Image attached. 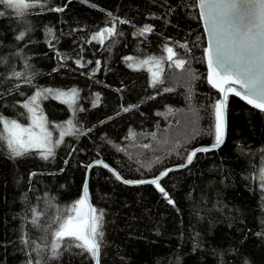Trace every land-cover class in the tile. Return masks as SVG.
Returning a JSON list of instances; mask_svg holds the SVG:
<instances>
[{
  "label": "trees",
  "instance_id": "obj_1",
  "mask_svg": "<svg viewBox=\"0 0 264 264\" xmlns=\"http://www.w3.org/2000/svg\"><path fill=\"white\" fill-rule=\"evenodd\" d=\"M55 7L64 10H48ZM0 13V115L29 123L22 104L37 88L79 94L71 108L41 98L53 140L61 131L55 122L76 125L53 157L33 150L12 158L0 146V264H94L68 239L56 256L51 244L98 158L113 169L94 163L87 180L88 201L103 212L99 264H264V112L228 96L223 143L181 167L189 152L214 143L213 105L221 98L206 79L194 0H50L22 16L4 5ZM113 23L115 35L92 39ZM145 25L152 31L139 35ZM165 46L188 62L183 70L168 67ZM149 57L163 60L156 87L138 63ZM170 167L159 181L168 198L155 185L123 183Z\"/></svg>",
  "mask_w": 264,
  "mask_h": 264
},
{
  "label": "snow or ice",
  "instance_id": "obj_2",
  "mask_svg": "<svg viewBox=\"0 0 264 264\" xmlns=\"http://www.w3.org/2000/svg\"><path fill=\"white\" fill-rule=\"evenodd\" d=\"M50 0H0V5L15 10L18 16L24 15L32 8H47ZM194 7L199 10V19L203 21L204 31L207 34V47L204 48V59L207 63L208 83L218 89L221 98L213 105L214 116V137L215 141L211 148L219 147L224 141L226 129V101L229 94H234L247 104L264 112V0H194ZM50 11H63L62 7L48 8ZM3 15V13H0ZM111 15V14H109ZM120 23H128L121 20ZM116 25L113 23L110 27H105L92 37L93 40L99 37L102 44L104 39L116 34ZM51 33V29L48 30ZM152 28L145 25L139 29L138 34L144 35L151 32ZM107 33V37H105ZM24 32H21L17 39H23ZM181 48H187L186 44L180 45ZM168 53L167 61L169 68L183 70L188 63L184 59L176 58L177 53L172 47L165 46ZM131 60L132 57H125ZM76 63L79 65L80 61ZM99 65V61L96 62ZM154 64L155 69L149 68L151 74V86L156 87L163 84L164 66L163 60L155 57H149L140 61L141 65ZM82 66V65H81ZM130 68L137 70L134 65L129 64ZM14 77H21V72L14 71ZM193 78H197L193 73ZM32 76L25 77V82L32 83ZM238 85L239 88L233 87ZM171 88H165L164 91H172ZM78 90L75 88L69 90L44 88L35 91L22 104V107L29 115L30 123L25 126L16 119H9L0 115V146L6 145L12 158L22 157L33 150H39L42 159H49L55 155L54 149L58 147L66 135L75 134L76 125L73 120H68L66 126L61 128L60 138L53 140L52 132L48 130L47 120L39 108V100L52 96L55 99L67 103L73 107L78 98ZM99 103V94L93 102V107ZM130 107H135L130 106ZM129 108H124L128 111ZM131 134V133H130ZM154 135V134H153ZM148 147V145H144ZM210 148H198L187 154V162L191 163L197 152H207ZM95 164H101V161H95ZM93 165H87L91 168ZM108 168L107 164L103 165ZM184 165H181L183 167ZM112 171V169H109ZM168 171H171L169 169ZM117 180L122 177L118 173H113ZM167 172H161L151 180L130 181L123 180L125 184L131 183H149L155 185L165 198L168 193L161 187L159 181ZM259 179L264 187V168L260 169ZM87 181L83 187V195L75 201L74 205L66 210L63 217L56 221L58 227L52 233V255L56 256L57 249L61 242L68 239L74 243L76 248L82 249L88 253L99 264L98 257L100 253L99 238L103 236L102 217L103 212H97L88 202ZM168 203H173L168 199ZM74 213V215H73ZM39 214L33 209V223H37ZM31 264V262H30ZM36 264H40L39 261Z\"/></svg>",
  "mask_w": 264,
  "mask_h": 264
},
{
  "label": "water",
  "instance_id": "obj_3",
  "mask_svg": "<svg viewBox=\"0 0 264 264\" xmlns=\"http://www.w3.org/2000/svg\"><path fill=\"white\" fill-rule=\"evenodd\" d=\"M197 11H198V15H199V10H198V8H197ZM200 22H201V26H202V28H203V32H204V36H205V47H207V34L205 33V31H204V25H203V21H201L200 20ZM204 47V48H205ZM203 57H204V52H203ZM204 62H205V67H206V79H207V75H208V68H207V63H206V61H205V59H204ZM208 81V80H207ZM233 87H236V88H239V86L238 85H233ZM216 89V88H215ZM217 91H218V89H216ZM228 96H235L234 94H229ZM220 97H221V95H220ZM235 97H237V96H235ZM237 98H239V97H237ZM240 99V98H239ZM241 100V99H240ZM243 101V100H242ZM244 103H246L245 101H243ZM247 104V103H246ZM249 105V104H248ZM250 106H252V105H250ZM253 107V106H252ZM226 118V117H225ZM225 135H226V129H225ZM225 135H224V139H225ZM204 147H208V148H211V145H207V146H200L199 148H204ZM196 149H198V148H196ZM194 158V157H193ZM95 161H101L103 164H107L105 161H103L102 159H100V158H98V159H95V160H93L92 162H90L89 164H94V162ZM88 164V165H89ZM189 163L188 162H186L185 164H183L184 166H187ZM108 165V164H107ZM108 167L109 168H111L109 165H108ZM112 169V168H111ZM169 169H173V167H170ZM169 169H167L165 172H170V171H168ZM113 170V169H112ZM89 173H90V168H88L87 167V173H86V180L85 181H87L88 180V177H89ZM165 176V175H164ZM163 176V177H164ZM163 177H161V178H163ZM154 179V178H153ZM151 180V179H150ZM131 184H137V183H131ZM84 185H85V183H84ZM84 187V186H83ZM89 202V201H88ZM96 260H95V262H94V264H96Z\"/></svg>",
  "mask_w": 264,
  "mask_h": 264
},
{
  "label": "rangeland",
  "instance_id": "obj_4",
  "mask_svg": "<svg viewBox=\"0 0 264 264\" xmlns=\"http://www.w3.org/2000/svg\"><path fill=\"white\" fill-rule=\"evenodd\" d=\"M138 63L140 64V62H138ZM143 66H145V67L148 68V69H149V68H152L153 70H156V69H155V65H154V64H151V63L148 64V65H143ZM39 105H41V99L39 100ZM44 117H45V116H44ZM45 118H46V117H45ZM30 122H31V121H30V119H29V123H30ZM29 123H27L25 126H27ZM57 125H58V122H55V126H56V127H58ZM58 128H59V127H58ZM48 130L51 132V129H50V128H48Z\"/></svg>",
  "mask_w": 264,
  "mask_h": 264
}]
</instances>
